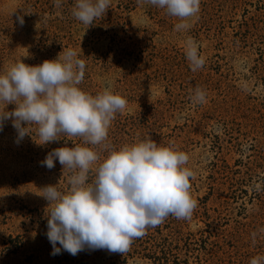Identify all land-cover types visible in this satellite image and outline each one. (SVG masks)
I'll return each mask as SVG.
<instances>
[{"label": "rangeland", "instance_id": "1", "mask_svg": "<svg viewBox=\"0 0 264 264\" xmlns=\"http://www.w3.org/2000/svg\"><path fill=\"white\" fill-rule=\"evenodd\" d=\"M75 2L0 0V74L21 60L39 65L75 50L86 65L79 88L127 101L95 146L100 159L87 183L111 150L151 139L188 155L196 207L190 218L170 215L148 227L126 253L85 248L73 256L61 248L54 255L49 201L39 193L48 185L66 193L73 171L41 162L83 139L62 133L39 145L32 124L31 136L18 142L8 120L0 130V264H250L264 257V0H200L190 27L179 31V18L149 0H111L89 27L73 16ZM188 40L205 61L196 71L185 55ZM197 87L204 103L193 101ZM14 108L0 102V111Z\"/></svg>", "mask_w": 264, "mask_h": 264}, {"label": "clouds", "instance_id": "2", "mask_svg": "<svg viewBox=\"0 0 264 264\" xmlns=\"http://www.w3.org/2000/svg\"><path fill=\"white\" fill-rule=\"evenodd\" d=\"M110 2L76 0L72 14L89 27L106 14ZM149 2L179 18L178 31L187 30V19L200 10V0ZM17 19L23 25V17ZM185 55L193 71L205 63L192 40L187 41ZM85 67V61L69 48L56 59L39 65L21 60L0 74V102L5 109L15 105L12 111H0V130L11 120L18 142L30 135L32 124L38 125L35 141L39 145L58 141L62 133L70 140L83 139L81 145L53 149L41 162L51 170L58 160L63 169L73 171L66 193L54 185L39 193L49 201L46 235L54 255L61 248L73 256L85 248L126 253L133 239L144 236L148 227L160 225L170 215L190 218L197 203L190 192L194 173L186 167L188 155L158 147L151 139L111 150L95 169V179L87 183L92 165L100 159L95 146L106 141L111 121L127 101L107 89L93 96L79 88ZM205 98L206 93L197 87L193 101L204 103ZM250 264H264V257H254Z\"/></svg>", "mask_w": 264, "mask_h": 264}]
</instances>
